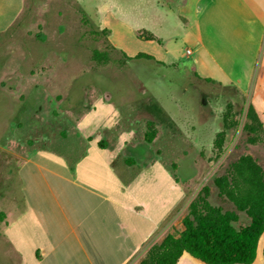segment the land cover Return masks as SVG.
<instances>
[{
    "label": "rangeland",
    "instance_id": "374dc122",
    "mask_svg": "<svg viewBox=\"0 0 264 264\" xmlns=\"http://www.w3.org/2000/svg\"><path fill=\"white\" fill-rule=\"evenodd\" d=\"M99 30L93 2L24 0L19 19L0 35V76L6 64L24 68L6 70L14 73L12 83L19 95L0 102L5 110L20 107L18 117L10 113L3 118L0 109V195L3 190L11 193L6 210L13 206L10 198L23 209L17 214L21 219L13 211L6 227L7 239L24 262L9 245L4 248L0 238V256L5 254L0 264H32L36 249L45 246L25 208L17 177L18 165L38 152L64 158L77 168L80 182L119 200L123 182L117 171L115 178L105 167L107 153L98 141L115 144L111 150L119 153V163L135 176L132 190L143 184V190L138 189L142 216L132 222L145 229L152 225L144 219L145 208L159 222L165 214L164 237L183 230L191 202L205 187L211 204L234 208L215 185L231 163L250 156L264 170V126L257 143L244 131L251 105L247 96L199 79L187 61L172 65L127 61L105 37L94 34ZM94 50L108 52L110 61L96 63ZM136 148H141L139 157ZM249 222L241 214L239 225ZM3 227L0 223L1 235ZM161 238L162 232L136 263Z\"/></svg>",
    "mask_w": 264,
    "mask_h": 264
},
{
    "label": "crops",
    "instance_id": "0c3cea01",
    "mask_svg": "<svg viewBox=\"0 0 264 264\" xmlns=\"http://www.w3.org/2000/svg\"><path fill=\"white\" fill-rule=\"evenodd\" d=\"M86 1L96 6L99 29L110 30L107 40L114 51L131 58L144 53L154 59H141L164 65L187 61L196 76L212 79L247 96L264 126V0ZM23 7L24 0H0V35L19 19ZM142 34L152 40L141 38ZM7 66L0 76V102L19 95L12 83L14 73L6 70L24 68ZM18 108L14 106L9 111L0 106L4 109L1 117L10 113L18 117ZM96 141L88 142L89 146ZM98 146L107 153V170L115 178L117 171L123 182L119 200L107 191L80 182L77 168L62 157L51 158L38 152L18 165L25 208L45 241V246L36 249L32 264H138L137 258L150 241L160 232L162 238L158 243L164 239L165 214L159 222L158 216H150L149 208L145 213V208L144 219L153 226L145 229L132 222L142 216L138 189L143 184L132 190L135 176L127 174L129 169L119 163V153L111 150L115 144L111 146L104 140L98 141ZM139 149L136 148V157L141 156ZM67 187L73 191L65 190ZM9 194L5 195L3 190L0 195V213L5 215L4 221H0L4 226L0 238L4 248L9 245L23 263L20 251L7 239L8 219L13 211H17V216L22 209L16 208L14 198H10L13 206L4 208ZM21 217L19 214L16 218ZM263 251L264 232L252 264H264ZM1 258L5 259L4 252L0 261ZM177 264L204 263L185 252Z\"/></svg>",
    "mask_w": 264,
    "mask_h": 264
},
{
    "label": "trees",
    "instance_id": "16d2710c",
    "mask_svg": "<svg viewBox=\"0 0 264 264\" xmlns=\"http://www.w3.org/2000/svg\"><path fill=\"white\" fill-rule=\"evenodd\" d=\"M94 34L105 37L108 42L110 30H99ZM140 37L152 40L145 34ZM121 54L127 61L147 57L154 59L144 53L134 58ZM92 58L101 65L110 61L105 51L94 50ZM198 78L216 83L212 79ZM244 131L252 135V143H257L263 132V123L252 105L247 111ZM215 185L220 197L234 208L225 210L211 204L210 190L205 187L191 202L183 219V230L177 235L168 233L161 243L148 250L139 264H177L185 252L204 264H252L255 261L258 243L264 232L263 168L252 157L243 156L231 163L224 175L215 179ZM241 214L250 219L247 225H239ZM4 219L5 215L0 213V221Z\"/></svg>",
    "mask_w": 264,
    "mask_h": 264
},
{
    "label": "built area",
    "instance_id": "2783aa9c",
    "mask_svg": "<svg viewBox=\"0 0 264 264\" xmlns=\"http://www.w3.org/2000/svg\"><path fill=\"white\" fill-rule=\"evenodd\" d=\"M188 52H190V51H188Z\"/></svg>",
    "mask_w": 264,
    "mask_h": 264
}]
</instances>
